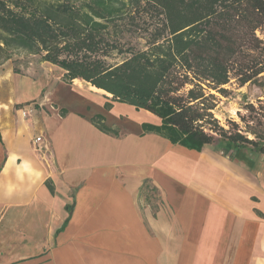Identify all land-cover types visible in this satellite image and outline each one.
I'll return each mask as SVG.
<instances>
[{
  "label": "crops",
  "instance_id": "0c3cea01",
  "mask_svg": "<svg viewBox=\"0 0 264 264\" xmlns=\"http://www.w3.org/2000/svg\"><path fill=\"white\" fill-rule=\"evenodd\" d=\"M5 65L0 264H264V155L172 145L143 130L160 125L147 111ZM19 83L41 92L38 108ZM65 85L85 95L81 109L52 100Z\"/></svg>",
  "mask_w": 264,
  "mask_h": 264
},
{
  "label": "trees",
  "instance_id": "16d2710c",
  "mask_svg": "<svg viewBox=\"0 0 264 264\" xmlns=\"http://www.w3.org/2000/svg\"><path fill=\"white\" fill-rule=\"evenodd\" d=\"M14 55L151 113L160 125L143 130L172 145L264 155V0H0V65ZM246 85L262 96L222 126L216 94Z\"/></svg>",
  "mask_w": 264,
  "mask_h": 264
},
{
  "label": "rangeland",
  "instance_id": "374dc122",
  "mask_svg": "<svg viewBox=\"0 0 264 264\" xmlns=\"http://www.w3.org/2000/svg\"><path fill=\"white\" fill-rule=\"evenodd\" d=\"M5 66L11 67L12 71L15 70L19 73L17 75L30 77L34 79H39L37 81H41L40 84H44L43 82H51L53 84H57L62 82V72L57 68L41 62L38 56H28V55H14L10 60L5 62ZM4 63V64H5ZM19 81H17L18 83ZM66 87L62 89V91L57 88L56 91L53 90L52 92V100L62 98V100L70 107V108H82L83 101H85V95L83 93H78L76 90L72 89L70 86L65 85ZM80 86L83 89H88L89 86L83 82H80ZM225 89L228 91L227 97H221L216 94L217 97V106L213 111V115L216 120L222 126H225L226 120H232L236 123H239L237 112L241 114H245L243 110V106L245 102L253 103L255 99L262 96V91L255 86L246 85L242 88H237L236 86H227ZM16 95L19 97L22 94L25 95H35V101L29 102L28 105L34 106L38 108L37 103H40V93L36 94L38 91L29 90L26 93V90L18 84L16 88ZM28 97V96H27ZM39 99V100H38ZM83 102V103H82ZM223 144L219 141H216L213 145L214 149L221 151L223 154ZM242 154H248L247 152H251L249 149L240 151ZM244 152V153H243ZM252 153V152H251ZM224 155V154H223ZM235 154L230 153L228 155L233 157ZM225 156V155H224ZM155 197H150V205L155 204Z\"/></svg>",
  "mask_w": 264,
  "mask_h": 264
},
{
  "label": "built area",
  "instance_id": "2783aa9c",
  "mask_svg": "<svg viewBox=\"0 0 264 264\" xmlns=\"http://www.w3.org/2000/svg\"><path fill=\"white\" fill-rule=\"evenodd\" d=\"M28 114V111L25 112V116ZM33 145H34V150L37 152V153H40L44 147H43V140H42V137H36L34 140H33Z\"/></svg>",
  "mask_w": 264,
  "mask_h": 264
},
{
  "label": "bare ground",
  "instance_id": "6f19581e",
  "mask_svg": "<svg viewBox=\"0 0 264 264\" xmlns=\"http://www.w3.org/2000/svg\"><path fill=\"white\" fill-rule=\"evenodd\" d=\"M76 83H78V82L76 81ZM91 89L94 90V91H96V92H99V93H104L103 91H101V90H97V89L94 88V87H91Z\"/></svg>",
  "mask_w": 264,
  "mask_h": 264
}]
</instances>
